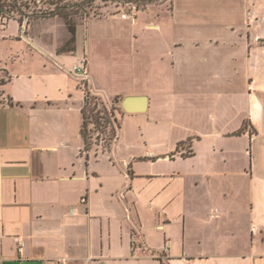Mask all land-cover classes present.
I'll return each mask as SVG.
<instances>
[{
  "label": "crops",
  "instance_id": "0c3cea01",
  "mask_svg": "<svg viewBox=\"0 0 264 264\" xmlns=\"http://www.w3.org/2000/svg\"><path fill=\"white\" fill-rule=\"evenodd\" d=\"M20 25L0 22V264H264V0ZM82 59L122 96L110 149L84 148Z\"/></svg>",
  "mask_w": 264,
  "mask_h": 264
},
{
  "label": "rangeland",
  "instance_id": "374dc122",
  "mask_svg": "<svg viewBox=\"0 0 264 264\" xmlns=\"http://www.w3.org/2000/svg\"><path fill=\"white\" fill-rule=\"evenodd\" d=\"M16 1V9H14L15 15L17 17L22 18V12L28 14L29 16V22L30 19L41 17L39 16V12L41 9L46 8H52L54 4H50L49 0H15ZM59 1V0H57ZM74 0H60L61 3H72ZM169 0H162L156 2V4H163L168 6ZM146 5H139L138 10H144L146 9ZM118 7L119 2H116V0H95L91 5L86 7L85 11H81L78 14H74L72 16V20L77 23L80 21H84L90 18H104L109 17L112 15H115L118 13ZM54 17V16H50ZM45 17V18H50ZM42 18V17H41ZM59 23V22H58ZM47 25V24H46ZM54 29V28H53ZM77 37L79 40H83L84 36V30L81 28L77 29ZM66 30L64 27L59 23L58 27H56L53 32L58 35H62ZM95 31V29H94ZM81 52V48L79 49ZM101 79L107 78L109 80V75L107 74L106 77L101 74ZM84 90L89 91L90 98L88 99V102L86 103L85 111L87 116V133H88V139L86 142V145H88V149L90 150H104V149H110L113 143L115 142L116 138V127H117V120L115 116L116 110L118 107L116 106L119 104L122 96H114L111 99H108L105 95L102 93H98L95 90H92L89 88V85L86 83L84 85ZM93 109V111H91ZM105 110L108 112V114L111 115V121H112V127L114 130H111V127H106L105 124H103V119H99L96 121L95 117H92V113H95L99 111V114H104ZM89 116V117H88ZM97 117V116H96Z\"/></svg>",
  "mask_w": 264,
  "mask_h": 264
},
{
  "label": "trees",
  "instance_id": "16d2710c",
  "mask_svg": "<svg viewBox=\"0 0 264 264\" xmlns=\"http://www.w3.org/2000/svg\"><path fill=\"white\" fill-rule=\"evenodd\" d=\"M1 1V0H0ZM5 2H8V5L11 7L16 8V1L15 0H4ZM95 0H74L72 3H61L60 0H49L50 4H54V6L51 8L41 9L38 13L41 17H50V16H59L63 18L65 23L67 24L69 30L74 33V24L75 22L72 20V16L74 14H78L79 12H83L86 10V7L91 5ZM162 1V0H116V2H119V6L123 5L125 3H134L136 5V11L139 9V5H146V4H156V2ZM170 1V0H169ZM22 15H28L25 12H22ZM90 92H85L84 102L82 106V114H83V123L81 126V135L84 140V148L88 149V145H86L87 139H88V133H87V116H86V103L88 102V99L90 98ZM93 111V109H91ZM100 112L97 111L96 114L92 113V117L96 118V121H98L100 118L103 119V124L106 125V127H111V130H114L112 127V121H111V115L108 114V112L105 110L104 114H99ZM97 116V117H96ZM89 117V116H88ZM99 122V121H98Z\"/></svg>",
  "mask_w": 264,
  "mask_h": 264
},
{
  "label": "built area",
  "instance_id": "2783aa9c",
  "mask_svg": "<svg viewBox=\"0 0 264 264\" xmlns=\"http://www.w3.org/2000/svg\"><path fill=\"white\" fill-rule=\"evenodd\" d=\"M14 9L16 8L15 7L13 8L10 5H8V2L1 0L0 1V22L6 21L8 15L15 14ZM135 12H136V5L134 3H125L118 7V13H120V16L122 18H128V17L134 18ZM20 27H21L22 33H24L27 30V28L29 27V16L28 15L22 16ZM67 71L70 74L75 75L79 79L82 85H85L86 83L88 84L89 74H88L87 66L84 62V59H82L81 61L75 62L69 69H67ZM15 240L17 242L18 250H21L23 247V241L18 237H15ZM133 242H135V238H133ZM163 251H168L167 245L164 247ZM58 264H62V263H58Z\"/></svg>",
  "mask_w": 264,
  "mask_h": 264
},
{
  "label": "water",
  "instance_id": "95a60500",
  "mask_svg": "<svg viewBox=\"0 0 264 264\" xmlns=\"http://www.w3.org/2000/svg\"><path fill=\"white\" fill-rule=\"evenodd\" d=\"M125 112H141L146 110L147 98L145 96L127 95L121 101Z\"/></svg>",
  "mask_w": 264,
  "mask_h": 264
}]
</instances>
